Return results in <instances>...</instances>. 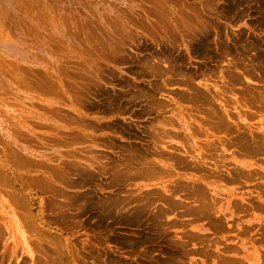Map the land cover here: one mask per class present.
<instances>
[{
	"label": "rangeland",
	"instance_id": "rangeland-1",
	"mask_svg": "<svg viewBox=\"0 0 264 264\" xmlns=\"http://www.w3.org/2000/svg\"><path fill=\"white\" fill-rule=\"evenodd\" d=\"M0 264H264V0H0Z\"/></svg>",
	"mask_w": 264,
	"mask_h": 264
},
{
	"label": "bare ground",
	"instance_id": "bare-ground-1",
	"mask_svg": "<svg viewBox=\"0 0 264 264\" xmlns=\"http://www.w3.org/2000/svg\"><path fill=\"white\" fill-rule=\"evenodd\" d=\"M259 98V97H258ZM263 98V97H262ZM226 126V125H225ZM173 160V159H172ZM150 161V160H149ZM147 162V161H146ZM154 165V164H153ZM144 166V165H143ZM146 166V165H145ZM151 165L149 164V168L150 169H152L151 167H150ZM154 167H155V165H154ZM153 170H154V168H153ZM139 172H140V170H139ZM143 172V171H142ZM142 172H140V173H142ZM135 173V172H134ZM138 175H140V174H138ZM142 175H144V174H142ZM168 187V186H167ZM171 189H173V188H171ZM205 201V200H204ZM174 205V204H173ZM163 214V213H162Z\"/></svg>",
	"mask_w": 264,
	"mask_h": 264
}]
</instances>
